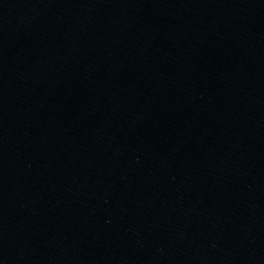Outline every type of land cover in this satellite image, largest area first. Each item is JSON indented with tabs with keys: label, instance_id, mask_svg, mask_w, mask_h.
Listing matches in <instances>:
<instances>
[{
	"label": "water",
	"instance_id": "water-1",
	"mask_svg": "<svg viewBox=\"0 0 264 264\" xmlns=\"http://www.w3.org/2000/svg\"><path fill=\"white\" fill-rule=\"evenodd\" d=\"M0 264H264V0H0Z\"/></svg>",
	"mask_w": 264,
	"mask_h": 264
}]
</instances>
